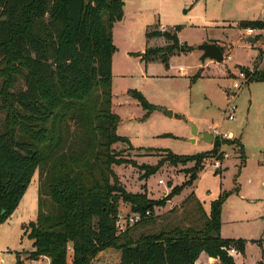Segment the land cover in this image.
<instances>
[{
	"label": "trees",
	"instance_id": "trees-1",
	"mask_svg": "<svg viewBox=\"0 0 264 264\" xmlns=\"http://www.w3.org/2000/svg\"><path fill=\"white\" fill-rule=\"evenodd\" d=\"M124 5L123 0H0V115L5 114L0 125V225L13 215L39 173V212L28 225L33 250L25 259L18 256L16 264H196L202 253L221 264H235L229 251L243 254L246 242L221 236L228 193L212 201L210 214L194 193L184 201H197L201 225L140 231L152 223L156 207L193 185L209 153L182 156L151 150L172 166L195 162L189 182L173 188L161 202L127 193L114 171L127 162L114 146L133 149L118 134L121 119L113 111V30L124 18ZM239 27L264 30V21H245ZM162 35L173 44L164 49L171 56L193 50L175 32ZM263 37H255L256 42ZM158 59L169 63L166 56ZM246 73L248 83L264 82V70ZM18 80L23 81L20 88ZM128 94L147 115L157 109L142 93ZM224 143L239 145L245 159L239 142L215 139L213 153ZM120 203L130 205L128 214L151 211V216L120 231ZM256 242L264 253V241Z\"/></svg>",
	"mask_w": 264,
	"mask_h": 264
},
{
	"label": "rangeland",
	"instance_id": "rangeland-1",
	"mask_svg": "<svg viewBox=\"0 0 264 264\" xmlns=\"http://www.w3.org/2000/svg\"><path fill=\"white\" fill-rule=\"evenodd\" d=\"M123 1L124 18L113 30L118 52L114 55L113 111L121 119L118 134L127 137L133 149L122 143L114 146L127 161L114 167L121 186L129 194L161 202L173 188L189 182L195 162L172 166L162 163V153L151 150H169L182 156L209 153L193 185L156 207L152 223L141 226L140 231L155 233L175 226L201 225L204 220L197 201H184L194 193L210 214L212 201L228 193L222 208L221 236L246 242L243 254L232 255L235 264H264L263 248L256 242L264 241V82L237 78L239 72L258 68L264 55V37L255 44L247 41L248 37L264 36V30L248 36L247 30L239 27L241 22L264 20V0ZM165 31L175 32L180 43L193 50L174 56L164 52L173 45L162 35ZM148 33L154 34L151 39ZM211 39L223 44L225 60L221 64L201 62L198 47ZM164 56L168 64L158 59ZM152 57L155 60H150ZM261 65L264 70V60ZM235 81L241 84L240 89L233 88ZM3 82L0 76V90ZM22 86L23 81L18 80L16 87ZM130 90L142 93L157 109L147 115L128 94ZM232 105L234 120L229 121L226 114ZM4 118L1 114L0 125ZM214 129L231 132V142L243 145L245 153L242 159L239 145L222 144V152L230 158L222 161L221 175L211 166L215 141L210 144L204 140V134ZM158 166L156 174L144 179L147 171ZM38 184L37 171L16 211L0 227L2 256L10 253L13 258L25 259L33 250L28 225L36 221L39 212ZM119 210L128 214L130 205L120 203ZM2 258L0 264H10L9 258Z\"/></svg>",
	"mask_w": 264,
	"mask_h": 264
},
{
	"label": "built area",
	"instance_id": "built-area-1",
	"mask_svg": "<svg viewBox=\"0 0 264 264\" xmlns=\"http://www.w3.org/2000/svg\"><path fill=\"white\" fill-rule=\"evenodd\" d=\"M255 30L253 29H247V35L248 36H252L254 35ZM238 79H241L243 81H248L249 80V76L247 75L246 72H239V74L237 75ZM233 88L234 89H240L241 88V84L239 83V81H235L233 84ZM235 112V106L232 105L230 107V113L226 114V118L229 121H233L234 120V115L233 113ZM211 134L214 136V141L215 139H218L220 142L223 141H232L233 138V134L230 133H221V132H217V129H214L213 132H211ZM230 158V155L227 153H223L222 149L219 148V150L217 151V153L213 156V164L211 165L214 169L220 170L222 168V161H224L225 159ZM160 184H163V181L159 182ZM151 216V211H147L145 214H141V213H135V214H122L119 213L117 216V220H116V226L120 231H124L126 230L128 227H132L138 223H140L142 220L149 218ZM236 253V250L231 249L229 251L230 255H234Z\"/></svg>",
	"mask_w": 264,
	"mask_h": 264
},
{
	"label": "water",
	"instance_id": "water-1",
	"mask_svg": "<svg viewBox=\"0 0 264 264\" xmlns=\"http://www.w3.org/2000/svg\"><path fill=\"white\" fill-rule=\"evenodd\" d=\"M247 41L250 44L256 43V40L254 37H248ZM198 50L202 53V57H201L202 64H204L206 60H211L218 64H221L225 60V55H224L222 48L216 43L202 44L198 47ZM167 114H169V116L172 115L171 112H167ZM204 140L210 144H213L214 136L211 133L206 132L204 134ZM73 246L74 244L70 243V247H73Z\"/></svg>",
	"mask_w": 264,
	"mask_h": 264
},
{
	"label": "crops",
	"instance_id": "crops-1",
	"mask_svg": "<svg viewBox=\"0 0 264 264\" xmlns=\"http://www.w3.org/2000/svg\"><path fill=\"white\" fill-rule=\"evenodd\" d=\"M258 21H264V20H258ZM208 43H216V44H218L221 48H222V46H223V44H222V42L220 41V40H218V39H211V40H208V41H206V42H204L203 44H208ZM263 49V48H262ZM118 53V52H117ZM263 53H264V49H263ZM261 61H260V63H258V64H260L259 66H258V68H256L255 70H261V64H262V62H263V60H264V55L261 57ZM257 64V65H258ZM113 71H114V57H113ZM250 71H254V69L253 68H251V70ZM113 78H114V76H113ZM113 83H114V79H113ZM114 107V106H113ZM119 128V127H118ZM123 137V136H122ZM7 224V222L5 223V224H3V225H1L0 227H3L4 225H6ZM2 257H6V258H9L10 260L8 261V262H10V264H16L17 263V261H18V257H15V258H13V256L11 255L10 256V253H9V255H5V256H2V253H0V262H2V260H3V258ZM218 262H220L219 260H213V259H211L206 253H202L201 254V256H200V258H199V260L197 261V263L196 264H215V263H218Z\"/></svg>",
	"mask_w": 264,
	"mask_h": 264
}]
</instances>
